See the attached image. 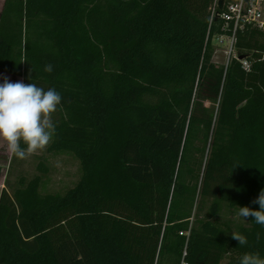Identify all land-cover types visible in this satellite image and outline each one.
Wrapping results in <instances>:
<instances>
[{
	"label": "trees",
	"instance_id": "16d2710c",
	"mask_svg": "<svg viewBox=\"0 0 264 264\" xmlns=\"http://www.w3.org/2000/svg\"><path fill=\"white\" fill-rule=\"evenodd\" d=\"M232 1L4 0L0 73L61 94L47 153L77 160L80 179L43 193L39 158L7 183L0 264L264 258V226L228 218L264 190V31L235 29ZM220 36L234 37L227 66Z\"/></svg>",
	"mask_w": 264,
	"mask_h": 264
},
{
	"label": "clouds",
	"instance_id": "9594fccd",
	"mask_svg": "<svg viewBox=\"0 0 264 264\" xmlns=\"http://www.w3.org/2000/svg\"><path fill=\"white\" fill-rule=\"evenodd\" d=\"M44 71L51 73L53 66L48 64ZM62 96L55 88L45 90L34 83L22 81L10 82L7 77L0 83V141L7 151L17 159L45 150L56 133L53 114L61 105ZM253 203L259 204V210L247 206L238 207V216L253 217L255 222L264 226V190ZM232 238L240 246L247 245L246 236L232 233ZM259 241L260 233H256ZM240 264H264L259 252H247Z\"/></svg>",
	"mask_w": 264,
	"mask_h": 264
},
{
	"label": "rangeland",
	"instance_id": "374dc122",
	"mask_svg": "<svg viewBox=\"0 0 264 264\" xmlns=\"http://www.w3.org/2000/svg\"><path fill=\"white\" fill-rule=\"evenodd\" d=\"M4 0H0V11ZM233 54V38L220 36L214 40V62L227 66L230 56ZM7 77L10 82L22 81V78L12 77L0 73V83ZM56 121L53 115V122ZM39 158H47L50 173L44 180L43 193H65L73 188L80 179V166L77 160L68 155L52 156L47 153V148L28 156L25 159H17L10 152L3 141H0V196L7 183L14 184L20 175L32 178L38 174L37 166ZM234 223L241 221L237 213L228 216ZM222 264H226L223 262Z\"/></svg>",
	"mask_w": 264,
	"mask_h": 264
},
{
	"label": "built area",
	"instance_id": "2783aa9c",
	"mask_svg": "<svg viewBox=\"0 0 264 264\" xmlns=\"http://www.w3.org/2000/svg\"><path fill=\"white\" fill-rule=\"evenodd\" d=\"M228 12L224 18L227 21L235 20V29L252 25L264 31V0H234L228 5ZM242 63L245 70H250L249 62Z\"/></svg>",
	"mask_w": 264,
	"mask_h": 264
},
{
	"label": "water",
	"instance_id": "95a60500",
	"mask_svg": "<svg viewBox=\"0 0 264 264\" xmlns=\"http://www.w3.org/2000/svg\"><path fill=\"white\" fill-rule=\"evenodd\" d=\"M223 4H224V0H220V2H219V7H222ZM240 60H242V59H240Z\"/></svg>",
	"mask_w": 264,
	"mask_h": 264
}]
</instances>
